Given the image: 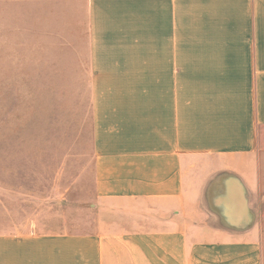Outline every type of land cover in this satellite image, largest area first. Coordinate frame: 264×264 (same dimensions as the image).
<instances>
[{"label": "crops", "instance_id": "obj_1", "mask_svg": "<svg viewBox=\"0 0 264 264\" xmlns=\"http://www.w3.org/2000/svg\"><path fill=\"white\" fill-rule=\"evenodd\" d=\"M8 49L83 77L93 220L0 264H264V0H7Z\"/></svg>", "mask_w": 264, "mask_h": 264}, {"label": "rangeland", "instance_id": "obj_2", "mask_svg": "<svg viewBox=\"0 0 264 264\" xmlns=\"http://www.w3.org/2000/svg\"><path fill=\"white\" fill-rule=\"evenodd\" d=\"M19 55L7 51V0H0V231H84L93 220L85 213L89 92L81 75L70 81L56 68L24 67Z\"/></svg>", "mask_w": 264, "mask_h": 264}]
</instances>
